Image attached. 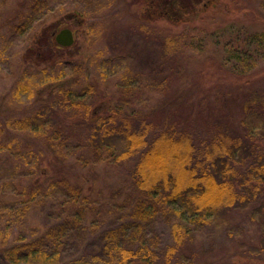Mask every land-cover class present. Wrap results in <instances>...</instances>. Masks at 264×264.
Listing matches in <instances>:
<instances>
[{"label": "trees", "instance_id": "1", "mask_svg": "<svg viewBox=\"0 0 264 264\" xmlns=\"http://www.w3.org/2000/svg\"><path fill=\"white\" fill-rule=\"evenodd\" d=\"M46 2L29 0L28 7L37 13ZM136 3L145 18L138 22L143 34L112 33L114 42L108 46L120 51V59L133 70L142 67L141 74L151 81L143 88L118 86L114 94L105 89V76L90 79L85 71L88 57L83 53L72 59V70L66 71L61 52L71 47L53 40L57 26L71 22L92 40L91 45L103 40L105 27L92 24L87 12L72 9L67 19L54 26L43 19L46 44L37 36L39 26L32 25L37 15L22 18L10 28V33L26 36L24 54L34 62L27 63L26 56H20L18 67L12 68L18 70L15 86L2 103L0 152L7 153L1 161L5 159L6 170L13 169L18 179L0 181L2 214L8 220L16 217L7 202L11 194L6 193L7 187L14 186V197L25 204L18 215L23 211L26 215L33 202L46 204L55 199L65 222H81L87 215L98 222L117 213L131 220L108 231L101 255L72 258L66 264H211L200 261L197 234L199 229L217 227L222 220L231 227V237L249 226L256 233L254 241L241 245L239 253L225 247L215 264H264V87L259 85L264 72L257 67L264 62V31H245L236 37L234 32L221 46L222 39L211 43L204 37L211 27L221 33L225 27L242 26L243 31L247 23L264 25L260 9L264 0ZM210 45L218 48L221 59L198 63L205 67L185 89L187 97L181 89L163 112L162 105L148 112L137 108L148 102L143 89H149L148 93L165 89L169 94L176 81L183 79L175 67H169L172 62L188 67V58L194 55L189 51L202 52ZM38 63L42 69L37 70ZM210 72L220 73L217 87L222 88L224 100L218 105L224 111L197 100L190 104L195 111L177 114L182 104H189L194 89L197 94L208 93L206 99L211 96ZM105 162L131 169L124 190H113L109 197L103 186L89 185ZM158 216L172 220L170 244L158 245L141 235L143 227ZM62 226L61 222L60 227H46L22 243L11 241L6 226L0 230V261L61 264L64 252L60 248L63 251L66 235ZM127 231L142 241L132 246L134 238L128 240Z\"/></svg>", "mask_w": 264, "mask_h": 264}, {"label": "rangeland", "instance_id": "2", "mask_svg": "<svg viewBox=\"0 0 264 264\" xmlns=\"http://www.w3.org/2000/svg\"><path fill=\"white\" fill-rule=\"evenodd\" d=\"M136 1L137 0H47L42 9H39L36 13V11L33 12V10L28 7L29 0H0V118L4 116L3 113H1L2 103H5L11 95L15 86L16 75H18V70L14 71L12 68L18 67V59L21 55L26 56L27 63L34 62L31 56L28 57V55L24 54L23 45L26 36L18 35L16 32L10 33V28L18 25L22 18H24L25 21L32 15H37V17H39L35 19L32 25L39 26V29H37V36L42 37L43 44H46L44 40L45 36H43L46 27L43 26V19H46V25L54 26L58 20L67 19L65 17L72 9L87 12L91 17L92 24L98 22L105 27L104 39L91 45L90 43L92 40L90 41L87 38V35L84 34L80 27L74 26L73 22L68 24V26L67 24L57 26L58 29L56 34L64 28H70L74 31L76 38V42L71 48L61 52V54H63L61 57L65 56L66 59L64 60L65 70L71 71L73 67L72 59L79 57L83 53L88 57L85 65L87 75H89L90 79L93 81H98L102 76H105L107 86L105 89L107 91L111 90L113 94L118 86L132 85L143 88L148 85L151 80H149L148 76L141 74L143 72L142 67L133 70L132 66H129L124 60L120 59L119 55L122 54L120 51L110 49L111 47L108 46L110 43L114 42L112 33L117 34L119 32L122 33V31H128L126 35L134 34L140 37L139 32H141V30L138 27V22L139 19L144 21L145 18L141 15L143 11H140V5L137 4ZM260 9L264 12V6H260ZM243 26L246 30L242 31V26L234 28L225 27L221 33L217 32L219 29L216 27H211V32L204 37L208 38L206 41L211 43L219 38L222 39V41L218 43L221 46L222 42H226V37L234 32H236V34H234L236 37L240 33L244 34L245 31L249 33L264 31L263 24L247 23ZM182 30L184 29L180 28V31ZM56 34L54 35V41L56 40ZM116 39H120V37H116ZM46 52L48 54L50 53V48L47 46ZM216 52L220 54L218 48L214 45L208 46L202 52L189 51V53L194 55L188 58L190 62L188 67L183 62L177 65L172 62L169 67H175L183 79L176 81L169 94L165 89H162L160 93L153 89L148 93L149 89H143L144 91H141V93L146 92L145 95L148 102L138 105L137 108L148 112L153 106L162 105L164 107L161 109V112L169 110L170 102L177 97L176 94L178 91L180 92L182 89V95L187 97V94L184 93V91H186L185 89L193 85L196 73L200 68L204 69L205 67L198 63L210 59L220 61V55ZM257 56L259 57V54H257ZM37 65V70L43 68V66L39 67V63ZM257 67L259 71L264 72V62L257 64ZM177 72L175 71V74ZM217 74L219 75L220 73L210 72V74H208V76L211 77L210 82L207 84L208 90L211 91V96L208 99L205 98L208 97V93L199 92V94H197L196 89H194V94L189 100V104H182L181 107L177 109L176 113L184 116L189 111H195L196 108H193L190 104L196 103L197 100H201L204 105H215L219 110L224 111L218 105V103L224 99L220 97L223 92L222 88L217 87V81H219L217 80ZM203 75L204 72H201V76ZM259 85L264 87V81H260ZM117 94L119 93L117 92ZM189 94L191 95L192 92ZM136 98H138V96H136ZM8 150H11V148ZM5 153L7 152H0V173H2L0 175V181L9 182L16 177L13 169L10 171L6 170L5 159L1 161V155ZM105 163L107 164L106 166L103 164L101 168L97 169L95 173L97 177L89 180V185L98 184L103 186L105 195L109 197V192H113V190H124L126 181L131 174V169L130 167L124 169L117 164ZM15 181H18V179H15ZM14 188V186L7 187L6 193L11 194L7 202L14 208L16 217L12 220H8L7 214H2L4 210L1 204L0 230L2 231L6 226H9L8 232L10 233V237H12L11 241L13 243H22L32 236L37 235V233H40L46 229V227H60L62 222V227L65 229L64 233L66 235L62 243L63 251L60 248L61 254L64 252V258L63 260L61 258V264H66L67 261L72 258L87 255H101V248L106 245L108 241V231H114L125 222L127 224L131 223L130 219H126L124 214L119 213L114 216L105 215L102 220L99 218L98 222L92 215L85 216L87 219H82L81 222L77 220L75 222H65L63 219L64 214L56 208L55 199L49 200L46 204H37V202H33L31 206L27 208L28 211L26 215L24 211L18 215V210L25 207V204H22L21 201L14 197ZM0 200H2L1 197ZM171 221L170 218L158 216L154 222L143 227L141 235L147 239H151V241L158 245L170 244ZM225 222L227 221L222 220L217 227L199 229L197 237L202 248L200 254V261L202 260V263L215 264L225 253V247L235 248L233 253H239L241 245L246 246L254 241L256 233V228L254 226L246 227L245 231L238 230V232H234L235 237H231L229 234L232 229L229 225L226 226ZM144 231H146V233H144ZM140 237L141 236L135 238L133 233L127 231L126 238L128 240L134 238L132 240V246L142 241ZM0 264L5 263L1 260Z\"/></svg>", "mask_w": 264, "mask_h": 264}, {"label": "water", "instance_id": "3", "mask_svg": "<svg viewBox=\"0 0 264 264\" xmlns=\"http://www.w3.org/2000/svg\"><path fill=\"white\" fill-rule=\"evenodd\" d=\"M56 42L62 47H72L76 38L72 29L64 28L56 34Z\"/></svg>", "mask_w": 264, "mask_h": 264}]
</instances>
